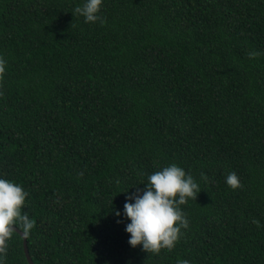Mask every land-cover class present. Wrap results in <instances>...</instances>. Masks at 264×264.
<instances>
[{
    "label": "trees",
    "instance_id": "obj_1",
    "mask_svg": "<svg viewBox=\"0 0 264 264\" xmlns=\"http://www.w3.org/2000/svg\"><path fill=\"white\" fill-rule=\"evenodd\" d=\"M80 3L0 0V176L33 263L264 264V0H103V24ZM170 163L201 189L147 253L112 209ZM1 247L28 264L16 231Z\"/></svg>",
    "mask_w": 264,
    "mask_h": 264
},
{
    "label": "clouds",
    "instance_id": "obj_2",
    "mask_svg": "<svg viewBox=\"0 0 264 264\" xmlns=\"http://www.w3.org/2000/svg\"><path fill=\"white\" fill-rule=\"evenodd\" d=\"M102 2L82 0L71 13L83 17L86 23L99 21L103 24L104 18L98 14ZM248 55L254 57L257 53L253 51ZM5 64L6 61L0 57V74L5 71ZM224 180L231 188L240 185L234 171H229ZM142 184L143 189L135 188L132 192H126L122 209L113 208L112 213L116 217L127 218L124 231L129 234V246L140 245L142 250L153 254L159 253L161 249L171 250L182 235L181 229L188 227V220L180 205L187 203L188 199L195 200L201 188L190 173L175 163L149 173L147 182ZM27 196L28 192L19 183L0 176V245L5 244L14 225L22 227L25 235L33 228V219L27 212L21 211ZM5 247H0V264H4L2 253ZM176 264L190 262L178 259Z\"/></svg>",
    "mask_w": 264,
    "mask_h": 264
},
{
    "label": "water",
    "instance_id": "obj_3",
    "mask_svg": "<svg viewBox=\"0 0 264 264\" xmlns=\"http://www.w3.org/2000/svg\"><path fill=\"white\" fill-rule=\"evenodd\" d=\"M10 230L16 231L22 237V245H23V251H24L25 258H26L28 264H34L33 261H32V259H31V257H30V254H29L28 245H27V237L24 234V232H22L16 226H13ZM1 246L2 245H0V247Z\"/></svg>",
    "mask_w": 264,
    "mask_h": 264
}]
</instances>
